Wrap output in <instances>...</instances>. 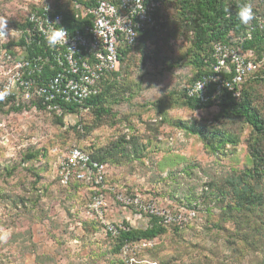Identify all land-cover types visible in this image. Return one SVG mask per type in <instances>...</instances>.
<instances>
[{"label": "rangeland", "instance_id": "374dc122", "mask_svg": "<svg viewBox=\"0 0 264 264\" xmlns=\"http://www.w3.org/2000/svg\"><path fill=\"white\" fill-rule=\"evenodd\" d=\"M227 1L264 15V0ZM25 17L24 0H0V27ZM163 18L122 59L102 105L66 113L62 124L41 110L0 108V264H264V174L249 181L260 196L251 207H237L228 185L253 170L251 150L264 153L263 139L218 106L184 105L195 22L179 0ZM263 69L243 90L264 118ZM72 147L108 165L99 209L97 188L57 176ZM152 218L165 228L154 240L120 247L107 232L145 230Z\"/></svg>", "mask_w": 264, "mask_h": 264}, {"label": "built area", "instance_id": "2783aa9c", "mask_svg": "<svg viewBox=\"0 0 264 264\" xmlns=\"http://www.w3.org/2000/svg\"><path fill=\"white\" fill-rule=\"evenodd\" d=\"M24 1V21L0 27V106H27L58 117L69 107L85 109L119 70L124 49L164 24L160 0ZM253 56L240 47L214 44L210 72L186 87V97L200 105L225 91L239 97L245 80L260 67ZM55 168L63 185L74 181L97 188L93 207L103 206L98 188L105 186L107 164L72 147L62 153ZM117 200L138 205L122 195ZM125 230L107 225L115 237Z\"/></svg>", "mask_w": 264, "mask_h": 264}, {"label": "trees", "instance_id": "16d2710c", "mask_svg": "<svg viewBox=\"0 0 264 264\" xmlns=\"http://www.w3.org/2000/svg\"><path fill=\"white\" fill-rule=\"evenodd\" d=\"M160 1L162 2L161 14L163 15V10L169 0ZM179 2L187 13L192 16L195 22L196 34L193 47L196 50L194 53L196 74L191 83L210 72L212 48L216 43H226L240 47L244 52H252L254 60L261 63L256 73L247 78L241 86L239 97H233L231 93L225 91L220 98L212 100L207 104L200 105L197 101L188 99L184 92V105L190 110H203L212 106H218L222 111L229 112L237 118L243 119L253 128L256 134L259 135V139H263L264 142V118L252 108L248 95L245 93L246 91L243 90L244 85L250 82L252 80L251 78H255L254 76H256L257 73L260 74L259 71L262 65L264 66V15H252L251 11H249L251 15H247V4L243 1L229 3L227 0H179ZM156 32L157 31L146 32L141 36V40L137 44L126 47L122 53L121 61L131 48L151 37V35ZM118 71L113 73L107 82L104 83L102 92L87 102L85 108L98 107L104 103L105 92L109 88L108 86H110L112 78L118 74ZM256 78H258V76ZM2 107L5 106H0V108ZM8 107H13V110L16 111L24 108H32L27 106L15 107L12 105ZM67 109L70 111L68 112L67 110V114L78 111L71 107ZM52 115L56 117L59 124L63 123V116L58 117L54 114ZM91 157L101 163H106L92 155ZM251 157L254 164L253 170L246 172L241 177L235 178L228 183L231 188V193L236 199L237 207L239 208L254 206L258 198H260V196L258 197L255 194V190L249 184V181H259L263 177L264 153H262L259 148L253 147L251 150ZM71 183L84 185L83 183L74 181ZM106 184L107 180L105 182V185ZM98 191H108V188L105 187L104 190L98 188ZM151 222V225L145 230L122 231L117 239L119 246L121 247L125 243L154 240L165 233V228L159 224L157 218H152Z\"/></svg>", "mask_w": 264, "mask_h": 264}]
</instances>
